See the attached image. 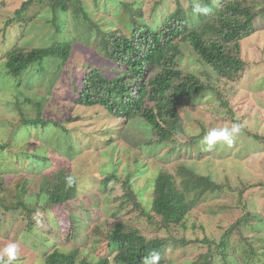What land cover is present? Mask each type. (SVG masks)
Masks as SVG:
<instances>
[{"label":"rangeland","instance_id":"obj_1","mask_svg":"<svg viewBox=\"0 0 264 264\" xmlns=\"http://www.w3.org/2000/svg\"><path fill=\"white\" fill-rule=\"evenodd\" d=\"M24 1L0 0V29L14 17ZM81 1L92 23L104 30L123 28L128 24L125 2L142 8L144 18L153 25L162 22L177 6V0ZM181 1L185 5L189 3V0ZM50 3L51 0H35L30 6L26 14L29 27L23 37H20L22 29L18 23L13 29H7L6 36L0 34V56L17 41L33 47L55 42L72 43L67 60L47 58L42 65L34 64L29 70L34 81H29L27 75L22 80L8 75L5 61L0 60V144L9 141L10 136L15 138L12 149H0V173L8 174L0 177V189H8L9 202L30 170L40 174L65 165L78 177L79 194L72 201L51 208L38 205L43 200H38V204L36 199L32 202L33 198L28 196L27 200L35 208L32 218L22 213L24 209L10 212L0 206V249L13 242L19 245L18 259L13 264H44L46 255L55 248L64 253L76 252L81 258L77 264H99L101 257L109 253L104 240L106 230L120 220H128L125 211L130 210L128 206L119 211L118 199L122 190L105 191L101 184L102 176L111 172L131 183L137 199L147 209L151 206L159 174L168 171L180 179L178 169L181 166L211 175L218 183L228 180L238 190L243 187L242 183L250 184L242 200L250 210L261 215L264 224V141L249 134L257 132L264 136V11L258 10L257 30L242 40L241 57L246 65L236 80L220 78L187 43H182L181 66L198 74L216 90L209 89L192 98L191 105L183 110L187 114V134L180 139L182 145L170 142L150 145L151 136L141 118L125 121L102 106L76 104L77 88H80L85 71L91 67H104L110 72L116 65L97 50L98 31L92 29V23L82 15H76L73 9H53ZM217 90L233 108L242 129L234 136L231 146L218 143L207 151L201 141L208 131L230 128L235 124L230 119L229 108L221 106ZM27 99L41 100V116L54 119L63 127L54 124L43 127L25 122V116H38V107ZM19 100L21 106L15 104ZM204 130V136L189 143L191 135H200ZM44 135L51 137V144L41 142ZM41 152L47 160L34 156ZM199 152L208 155L200 160ZM252 185L256 186L251 188ZM237 201L238 193L231 191L223 200L208 199L189 215L185 227L177 229V237L184 236L187 240L202 238L203 233H195L198 230L192 228L193 222L200 218L204 225H213L211 229L215 234L220 233L219 225L226 226L239 216L240 210L235 207ZM210 204L231 205L233 208L216 207L221 214L217 213L213 220H209L201 211H207ZM134 223L142 226L139 220L135 219ZM244 232L251 236L249 225ZM192 244L171 250L168 253L173 260L171 264H191L188 258L194 255L191 254ZM241 247L246 249L244 243Z\"/></svg>","mask_w":264,"mask_h":264},{"label":"trees","instance_id":"obj_2","mask_svg":"<svg viewBox=\"0 0 264 264\" xmlns=\"http://www.w3.org/2000/svg\"><path fill=\"white\" fill-rule=\"evenodd\" d=\"M34 2L35 0L24 1L16 9L14 17L5 22L0 34L6 36L7 29H13L18 23L22 29L20 37H23L29 27L26 14ZM195 2L196 0H189L185 5L177 0V6L157 25L144 18L142 8H135L131 2H125L124 6L129 13L128 24L123 28L104 30L98 24L92 23L81 0H51L53 9H73L76 15H82L92 23V29L98 31L97 50L116 65L110 72L105 71L104 67H91L85 71L80 88H77L76 104L84 107L102 106L113 116L125 121L141 118L146 122L150 133V145L168 142L182 145L180 139L187 134V114L183 110L191 105L192 98L209 89L216 90L198 74L181 66L182 43H187L220 78L236 80L246 65L241 57L242 40L257 30L255 20L258 10L264 11V0H219V7L213 5L212 0H200L201 3L212 6L213 12L206 16L195 14V19ZM71 50L70 42L33 47L17 41L5 55L0 56V60L5 61L8 75L19 80L27 75L29 81H34L29 72L34 64L42 65L47 58L65 61ZM221 94L217 90L221 106L228 107L230 119L240 125L233 108ZM27 101L38 107V116H25V122L41 124L43 127L50 124L63 127L56 120L41 116V100ZM15 104L21 106L22 101ZM204 132L206 131L200 135H191L189 143L204 136ZM249 134L264 141V136L257 132ZM14 139L10 136L9 141L0 144V149H12ZM41 142L49 145L51 137L41 136ZM54 148L58 149L55 146ZM206 155L208 154L205 152L198 153L200 160ZM34 156L47 160L42 152ZM33 170L27 172L28 175L18 184L17 193L11 197V201L7 202L8 189H0V206L10 212L24 209L25 212L22 213H27L32 218L35 208L27 200L28 196L33 198L32 202L36 199V204L38 200H43L38 205L46 208L66 204L78 196L79 180L68 166H60L40 174ZM178 174L180 179L168 171L159 174L149 209L137 199L127 179H122L115 172L102 176L100 180L105 191H123L118 199L119 211H124L128 206L130 210L125 211L128 220H120L106 230L104 240L109 253L101 257L99 264H143L145 257L152 253L159 254L157 264H171L173 260L168 257V253L192 243L196 245L192 244L191 254L194 255L188 258L191 264H264L263 218H260L259 213L250 210L242 200L250 184L242 183L243 187L238 190L228 180L218 183L211 175L200 174L186 166H181ZM6 175L8 174L0 173L1 178ZM255 186L252 185L251 188ZM229 191L238 193L235 207L240 212L235 221L226 226L219 225L222 231L215 234L211 229L213 225H204L200 218L193 222L192 228L198 230L195 233H203L202 238L187 240L184 236L177 237V229L186 226L189 215L195 213L201 204L208 199L223 200ZM216 207L233 208L231 205L210 204L208 210L203 209L201 213L206 219L213 220L218 213ZM135 219L142 222V226H137ZM248 225L251 236L244 232ZM243 243L246 249L241 247ZM196 250L199 252L195 253ZM80 260L76 252L64 253L55 248L46 255L44 264H77Z\"/></svg>","mask_w":264,"mask_h":264},{"label":"clouds","instance_id":"obj_3","mask_svg":"<svg viewBox=\"0 0 264 264\" xmlns=\"http://www.w3.org/2000/svg\"><path fill=\"white\" fill-rule=\"evenodd\" d=\"M213 5L219 7V0H212ZM193 12L200 15H209L213 12V7L206 3H201L200 0H196L193 5ZM241 131L240 125L233 124L230 128H213L207 132L201 141L202 145H206L207 151H211L218 143L231 146L233 144V138ZM19 245L15 242L9 243L0 249V264H13L18 259ZM5 257L7 259H5ZM159 260L158 253H152L148 257H145L143 264H157Z\"/></svg>","mask_w":264,"mask_h":264}]
</instances>
